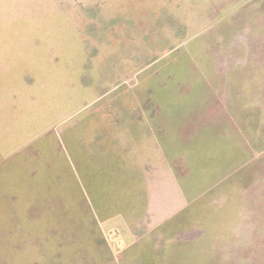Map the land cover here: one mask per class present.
I'll use <instances>...</instances> for the list:
<instances>
[{
    "label": "rangeland",
    "instance_id": "rangeland-1",
    "mask_svg": "<svg viewBox=\"0 0 264 264\" xmlns=\"http://www.w3.org/2000/svg\"><path fill=\"white\" fill-rule=\"evenodd\" d=\"M211 1L0 0V264H81L82 222L110 241L117 116L136 117L132 160L163 169L132 181L194 224L178 264H264V0ZM99 248L85 264H122Z\"/></svg>",
    "mask_w": 264,
    "mask_h": 264
},
{
    "label": "crops",
    "instance_id": "crops-1",
    "mask_svg": "<svg viewBox=\"0 0 264 264\" xmlns=\"http://www.w3.org/2000/svg\"><path fill=\"white\" fill-rule=\"evenodd\" d=\"M233 1L235 0L224 1V4ZM240 1L236 0L234 3H240ZM205 3L211 4L212 1L205 0ZM213 3L216 5V2ZM70 104H72V99L66 106L72 107L73 105ZM76 106L80 107V104ZM62 112L64 113V111ZM64 114L58 115L59 120L54 121V125L62 124L66 118L72 115V113L68 115ZM135 118L123 116L114 118V122L112 123L124 125L123 127H119L120 131L116 137L112 138V142L116 141L113 144V149L118 151V155L115 154L118 158L117 162L115 161L114 163L115 166L113 165V169L116 173L118 172L117 176H121V179L116 176V179L113 181L103 184L102 182H98L96 186L99 190L98 192L103 193L102 197H98V204H106V206L99 207L100 220L102 225L105 226L107 234L111 236V238L109 237L110 241L105 242L102 237V243H100L96 237L90 236L89 233L88 235L84 233L87 228L83 222L80 236L75 231L78 228L75 227L73 232H71L70 228L69 231H66V242L73 255L72 261H76L79 257L78 261L81 264H85V260H89L90 258V256L86 257L84 255L85 252L93 250L99 252L101 251L99 247H106L104 252H107L111 263L115 262L117 258L122 260V264H178L179 258H181L180 253L184 252V247H177L179 241L183 242L187 238L189 243H191L194 238L195 234L191 226L194 224H190L189 220L185 217L183 202L181 200L179 205V200L175 197L177 192H172V198L176 200H172L170 205L169 198L167 197L160 199L159 196H147L145 188L152 189L151 181H132V171L163 170L158 164L144 166L132 160V153L135 156L137 151L135 143L137 136H135V132L132 133V129L137 124ZM156 120L153 123V132L156 134L155 140L160 141V144H158L160 147L153 154L164 155L161 145L163 140L166 139L163 132L167 130V126L163 127L162 118H157ZM145 123L149 124L147 120ZM126 125L127 127H125ZM57 133V129L54 128L52 136L59 137ZM62 138L61 136L60 139ZM98 146L100 149L105 148V144L100 142ZM104 186L111 190L107 189L103 191L104 189H100ZM158 186L159 184L156 185V188ZM132 188H144V190H137L135 193H132ZM110 192L113 195H109ZM170 207H172L171 210H169ZM4 234V232H0V235ZM50 235H57V233L54 232ZM77 247H82L83 249L79 248L77 250ZM114 253H116L115 257ZM75 264H78V262Z\"/></svg>",
    "mask_w": 264,
    "mask_h": 264
}]
</instances>
